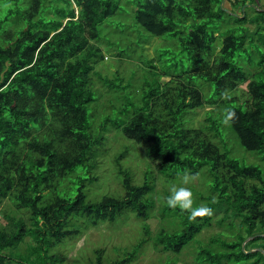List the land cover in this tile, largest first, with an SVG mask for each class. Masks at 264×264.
<instances>
[{
  "label": "trees",
  "instance_id": "16d2710c",
  "mask_svg": "<svg viewBox=\"0 0 264 264\" xmlns=\"http://www.w3.org/2000/svg\"><path fill=\"white\" fill-rule=\"evenodd\" d=\"M222 1L123 3L134 23L149 35L174 38L179 53L192 65L172 72L164 69L163 59L157 58L160 70L150 60L147 68L154 78L152 86L140 104H131V112L110 126L142 148L143 157L157 174L171 168L192 169L196 174L207 166L211 184L205 195H197L203 205L197 202L193 208L207 206L213 212L220 211L217 223L226 218L238 220L243 234H235L230 241L211 237L208 246L197 251L198 263L264 264L257 251H264V5L259 10L247 6L253 12L248 16L240 8L245 6L244 0H225L239 9L238 14L233 9L224 10ZM119 2L122 0H26L22 10H8L4 17L16 14L13 25L21 26L14 31H1L0 27V201L8 197L16 211H26L28 226L20 218L10 217L15 213L4 212L9 225L0 224V264H64L62 256L48 252L78 233L73 220L95 227L113 223L124 212L142 222L149 218L147 210L152 202L145 197L153 189V180L132 185L130 174L118 169L121 198L103 196L87 202L82 192L83 182L97 179L92 174L96 162L86 167L89 152L104 140L101 137L96 143L89 133L86 107L93 100L89 75L94 74L109 88L115 86L94 66L103 60L98 47L99 26L121 11ZM247 23L256 25L252 34ZM240 54L247 59L242 66L238 63ZM162 75L168 80L159 83ZM241 84H245L246 100L237 102L230 94ZM225 91L227 96L222 95ZM203 105L223 109L214 117L206 113L207 125L196 129L189 113ZM227 108L237 115L228 128L238 145L253 154L250 163L223 152V146L231 141L221 123ZM184 118L189 119L186 126ZM101 129L102 134L106 126ZM124 155L116 156L114 165L119 166ZM81 167L88 179L78 178L75 193L71 197L52 196L50 191L54 194L59 182ZM159 215L178 222H168L173 230L161 227L152 245L174 255L194 242L211 220V216L190 220V213L166 204ZM142 235L122 259L108 264L132 261L149 236L145 224ZM24 237H30L31 244L27 243L22 253H14ZM215 245L219 249L212 251ZM100 253L94 250V264H101Z\"/></svg>",
  "mask_w": 264,
  "mask_h": 264
},
{
  "label": "rangeland",
  "instance_id": "374dc122",
  "mask_svg": "<svg viewBox=\"0 0 264 264\" xmlns=\"http://www.w3.org/2000/svg\"><path fill=\"white\" fill-rule=\"evenodd\" d=\"M126 1L122 0L121 3L119 2L118 6L122 8L121 11L117 10L114 16L105 19L99 26L101 43L99 42L98 47L103 53V60L94 66V70L103 74L104 78L110 80L111 85L115 86L114 88H109L107 85H102L94 74L89 75L91 80L90 88L93 94V100L86 107L87 123L90 126L89 133L92 140L96 141V143L101 137L104 140L99 146L95 144L89 152L90 161L86 163V167L94 163V161L96 162L97 165L92 174L97 179L92 183L83 182L82 192L87 202L99 201L103 196L121 198L123 188L120 185L121 175L117 173L118 169L123 170L122 172L125 175L130 174V183L132 185L140 186L145 179L153 180V189L145 197V199H150L152 202V207L147 210L149 218L142 222L134 217L132 213L124 212L120 213L113 223H99L95 227H91L86 222L81 223L79 220H73L72 226L78 229V233L64 239L60 244L52 248L48 254L62 256L64 264H94L93 252L98 249L101 251V264H108L109 262L122 259L124 254L133 245H136V242L143 237L142 224H145L149 236L141 244L135 258L127 264H205L202 261L200 263H198V260L196 261L198 257L197 251L201 247L208 246L211 237L230 241L235 234H243L242 229L238 226V220L226 218L223 222L217 223L221 219L222 213L220 211L213 212L209 226L196 234L195 241L185 246L179 254L174 255L170 252H162L160 248H154L152 238L155 233L163 226L166 228L169 226L173 230L175 228L168 222L172 221L174 224L178 222L176 218H172L169 215V217H166L167 219H160L159 210L165 204L164 198L169 195V190L173 185H180L183 173H192L193 171L192 169L171 168L162 175L157 174L153 165L143 157L142 148L125 139L119 131L113 130L110 126V123L123 120L122 117L131 112V104H140L143 94L152 86L154 78L151 77V73H148L149 68H147L150 60L154 62L152 66L156 65L160 70L157 58L163 59L162 66L164 69H169L172 72L177 71L178 68L187 70L191 64L179 53L180 47L174 38L151 36L135 24L132 13L128 14L129 10L123 5ZM244 1L245 6L240 8L241 10L245 9L248 16H252L253 12L248 11L246 9L247 6L259 10L261 5H264V0H254V3L253 0L252 2H249L250 0ZM25 2L26 0H14V2L0 0V22L4 21L0 24L1 31H14V29L21 26V23L18 27L13 25V21L16 22V14L4 17L8 10L13 11L20 8L22 10V6H26ZM220 5L224 10L233 9L231 2L225 0ZM233 10L238 14L239 9ZM48 17L47 14V20ZM246 26L249 28V34H252L256 29L254 23H247ZM221 32L222 30L220 29L219 34ZM255 43L257 42L255 41ZM216 52L217 50L214 51V54ZM246 60V55L240 54L239 65L242 66ZM181 61L182 63H180ZM167 80L162 75L158 81L159 83H164ZM243 91H245V84L237 86V91L232 92L230 95L238 99L237 102L245 101L246 98L243 97ZM221 109H223V106L214 105H203L201 108L194 109V111L189 113L192 118V126L197 129L202 125H207L204 120L206 113L214 117L216 113L222 111ZM184 121L186 126L189 119L184 118ZM103 125L106 126V129L101 134L100 131H103L101 129ZM226 127L230 133L231 141H228L223 146V152L226 151L228 156L233 159L239 161L244 159L246 163H250L253 159V154L244 151L238 145V141L230 132L228 126ZM122 153L125 155L119 161V166L114 165L113 160ZM79 173L81 175H78ZM196 174L197 179L193 183L186 185L193 193V207L197 202L199 205H203L204 202L199 200L197 195L201 193L205 195L207 187L211 184L207 166L197 170ZM78 178L88 179V175L85 174V170L82 167L76 168L65 179L60 181L59 187L57 186L54 194L52 191L50 193L52 196L71 197L75 193L76 187L79 186V183H77ZM48 194L47 192L46 196ZM13 206L8 197L0 201V224L2 226L9 225V222L3 217L5 212L6 214L15 213L10 215V217L14 219L20 218L28 226V213L23 210L16 211ZM83 220L86 221L84 218ZM27 243L31 244L30 237H24L17 251L13 252L20 253ZM218 249L217 245L211 248L212 251H217Z\"/></svg>",
  "mask_w": 264,
  "mask_h": 264
},
{
  "label": "clouds",
  "instance_id": "9594fccd",
  "mask_svg": "<svg viewBox=\"0 0 264 264\" xmlns=\"http://www.w3.org/2000/svg\"><path fill=\"white\" fill-rule=\"evenodd\" d=\"M222 95L227 96V91L223 92ZM237 115L235 110L232 108L225 109V115L221 121L224 126H231L235 123ZM197 179V174L185 172L181 176V183L179 186L173 185L169 190V195L164 198V203L170 209H179L181 212L190 213L189 219L195 221L198 217L203 218L204 216H211L213 210L207 206H200L193 208V193L189 185Z\"/></svg>",
  "mask_w": 264,
  "mask_h": 264
},
{
  "label": "water",
  "instance_id": "95a60500",
  "mask_svg": "<svg viewBox=\"0 0 264 264\" xmlns=\"http://www.w3.org/2000/svg\"><path fill=\"white\" fill-rule=\"evenodd\" d=\"M248 240V239H247ZM246 240V241H247ZM241 249H242V246H241ZM257 251L258 252H260L261 253V255L263 256V261H264V251H262L261 249H257ZM252 251H246V252H244L245 254H248V253H251Z\"/></svg>",
  "mask_w": 264,
  "mask_h": 264
}]
</instances>
